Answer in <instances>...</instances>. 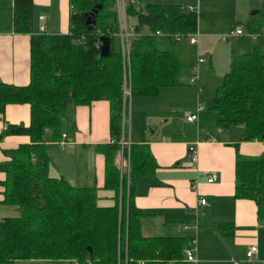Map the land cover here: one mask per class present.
I'll use <instances>...</instances> for the list:
<instances>
[{"label": "trees", "instance_id": "trees-1", "mask_svg": "<svg viewBox=\"0 0 264 264\" xmlns=\"http://www.w3.org/2000/svg\"><path fill=\"white\" fill-rule=\"evenodd\" d=\"M68 2V31L49 33L32 31L31 0H0V10L11 12L13 30L30 33L28 81H0V113L6 103L29 106L26 125L4 120L0 129V139L6 134H26L29 140L1 149L6 156L0 160L2 201L17 206L19 212L0 217V264L26 258L66 259L70 264H189L182 260L188 237L144 236L140 232L142 211L134 206L131 195L137 176L153 166L144 144L129 145L128 197L118 207V186L123 182L116 151L122 115L126 114H121L122 83L129 87L130 95L151 94L162 85H175L180 65L171 44L165 42L195 32L197 10L178 2ZM98 3L93 21H86L89 10ZM117 5L123 8L126 24L128 18L133 20L127 64L119 46L112 43L118 30ZM261 11L264 7L256 10V19L243 23L245 31L264 28L258 16ZM233 28L222 33L227 35ZM101 34L111 38L107 55L99 53ZM254 38L250 51L231 57L209 106L215 111V125L225 128L240 124L242 139L264 138V37ZM203 59L198 53L197 62ZM192 71L188 83L199 92L195 65ZM101 98L108 102V135L112 141L97 143L96 148L103 154L102 188L112 198L109 204L98 203L94 185L77 186L62 176L49 175L50 159L45 150L46 140L58 139L62 130L70 136L75 129V105ZM234 179V195L253 199L257 220L264 224V154H237Z\"/></svg>", "mask_w": 264, "mask_h": 264}, {"label": "crops", "instance_id": "crops-1", "mask_svg": "<svg viewBox=\"0 0 264 264\" xmlns=\"http://www.w3.org/2000/svg\"><path fill=\"white\" fill-rule=\"evenodd\" d=\"M31 1L33 32H38L40 25L44 32L68 31V0ZM145 2L193 5L197 10V41L191 42L186 38L185 41L165 42L166 45L171 44L180 65L175 85H162L154 93L133 94L127 99L128 119L124 131L130 143L145 145L151 156L149 164H153L151 170L137 176L132 186V203L142 211L140 232L144 236L181 235L188 237V242L193 238L194 264H232L233 261L236 264H264V224L257 220L256 204L251 198L234 195L236 155H263L264 138H240V124L225 128L216 126L215 111L208 107L209 111L202 112L204 104L201 100L206 101L202 98V83L206 78L198 80V74L200 77L201 73H211L209 69L215 64V55L219 57V66L224 73V67L228 68L234 54L253 48L256 39L245 32L224 36L221 33L229 27H241L245 31L243 23L255 18L256 10L264 7V0ZM3 10L7 11L9 21L4 24L5 28H0V81L25 84L29 75L30 33L13 30L11 12ZM39 15L43 17L39 18ZM258 16L264 21V11ZM128 22L133 24L131 19ZM133 34L132 26L128 37ZM118 46L120 49L119 39ZM201 52L208 56L209 62H205V56L199 61L203 68L197 72V83L202 91L197 92L196 86L188 83V78ZM194 111L196 118L187 120L185 116ZM28 119L27 103H6L0 113V129L4 120L26 125ZM74 122L75 129L69 134L70 141L64 147H59L56 139L45 141L50 159L48 173L62 176L73 185H94L99 195L98 203L109 204L112 198L102 188L103 154L96 148L97 143L109 140L107 100L101 98L89 104L75 105ZM27 141L26 134L4 135L0 139V160L6 157L2 148ZM189 146L194 148V159L189 156ZM208 173H213L215 178L206 180ZM2 178L3 172L0 171V182ZM2 188L0 183V206L6 204L2 201ZM199 196L204 197V203L198 202ZM1 210L2 207L0 217L14 216L19 212L17 207L13 210L17 214L13 215L3 214ZM251 244L257 249L250 260H246L244 252ZM13 264H70V260L26 258L15 259Z\"/></svg>", "mask_w": 264, "mask_h": 264}, {"label": "built area", "instance_id": "built-area-1", "mask_svg": "<svg viewBox=\"0 0 264 264\" xmlns=\"http://www.w3.org/2000/svg\"><path fill=\"white\" fill-rule=\"evenodd\" d=\"M187 8L193 9L194 6L188 5ZM117 11H118L117 12L118 30L116 31L115 35L118 36L120 50L122 52H126V50H128V47H129V42H128L129 28L132 27V25L126 24V20L124 17V12H123L122 6L119 7V5H117ZM42 17H43L42 15H39V18H42ZM39 29L40 30L43 29L42 25L39 26ZM154 32H155V34H159L158 30H155ZM232 32L241 33L244 31H242V29L240 27H234L233 29L229 30V33H232ZM245 33L248 35H251L253 37H256L258 35L264 37V28H262L260 31H245ZM196 36H197V31H195L193 33H189L187 35V38L189 41L193 42V41H196ZM222 36H224V33H222ZM192 79H191V81H192ZM126 87H127V91L125 92V94L130 95V89L127 85H126ZM129 95H128V97H129ZM197 108H200V106H198ZM195 116H196V112L194 111V112L188 113L185 116V118L187 120H193V119H195ZM55 141L60 147H64L65 145H67L69 143L70 138L66 134L65 131H62L60 133L59 138L56 139ZM109 141H112V138H109ZM117 142H118V151L120 152L119 158H117L118 174H119L120 178L122 177V175H127V182H128L130 141L127 137V134L124 131V123L123 122L121 124V129H120V133H119V137H118ZM188 152H189L190 158L194 159L195 153H194L193 146L188 147ZM214 178H215V175L213 173H208L206 175V180H208V181H211ZM204 201H205V199L203 196L198 197L199 203H204ZM256 249L257 248L254 244L249 245L244 252L245 259L250 260L252 253L256 252ZM182 253H183V256H182L183 260H185L191 264L195 263L196 257H195V245H194V239L193 238H191L188 242V245L183 248ZM232 264H236V261H233Z\"/></svg>", "mask_w": 264, "mask_h": 264}, {"label": "rangeland", "instance_id": "rangeland-1", "mask_svg": "<svg viewBox=\"0 0 264 264\" xmlns=\"http://www.w3.org/2000/svg\"><path fill=\"white\" fill-rule=\"evenodd\" d=\"M168 1H175V0H168ZM140 2L143 3V2H145V0H140ZM184 2H188V1H184ZM0 16H1V18H0V28H5L4 24L7 25L8 21H9V17H8L7 11L4 12V10H0ZM127 20H130V19L128 18ZM127 24H128V22H127ZM185 40H187L185 36H182L179 39V41H185ZM112 43H113L114 47H118V38L115 35L113 36ZM128 52H129L128 50H126V52H122L121 51L122 61H124V63H126V64L129 61ZM200 54L203 57L205 56L204 57V58H206L205 62H209L208 61V56L206 57V54H204L202 52ZM218 58L219 57H216V55H215V64L212 66L211 69H209V70H211V73L204 72L203 75L201 73L200 77H199V74H198V80L202 81L203 77L206 78V81H204L202 83V85H203V87H202V90H203L202 98L206 99V101L201 100L203 102L202 104H204V108H203L204 110L202 112L209 111L211 109V107H210V109L208 107L211 104V97L213 95L214 88L216 86V83L220 82V80H221L220 78H222L221 76H222L223 73L221 72V67L219 66L220 64H219ZM200 64H201V62H195L196 72L200 71L199 68H203V65L201 67ZM224 68H225L224 70L228 69L227 66L224 67ZM205 69H207V68L205 67ZM214 82H216V83H214ZM126 91H127V87H126V84H124V82H123L122 83V87H121V112L126 113V114L122 115L121 121L124 124L126 123V120L128 119V117H127L128 100L127 99L129 98L128 97L129 94H125ZM123 113H121V114H123ZM116 154H117V158H119L120 152L118 151V148H117ZM121 180H122L123 183L118 186V193H117L118 207L121 205L123 200L127 199V197H128L127 175H122ZM0 207H2L1 212H3V214H10V215H13L15 213L17 214V212L13 211L17 207L15 205L4 204L3 206H0ZM0 215H1V213H0Z\"/></svg>", "mask_w": 264, "mask_h": 264}, {"label": "water", "instance_id": "water-1", "mask_svg": "<svg viewBox=\"0 0 264 264\" xmlns=\"http://www.w3.org/2000/svg\"><path fill=\"white\" fill-rule=\"evenodd\" d=\"M98 6H100L99 3L96 4V6L92 7L91 10H89V14L87 15L86 21L88 22L93 21L92 15L96 12ZM110 45H111V38L109 35L101 34L98 36V49L101 55H107L109 53ZM87 248L90 250L89 246H87Z\"/></svg>", "mask_w": 264, "mask_h": 264}]
</instances>
